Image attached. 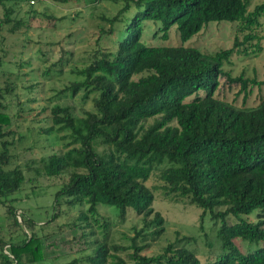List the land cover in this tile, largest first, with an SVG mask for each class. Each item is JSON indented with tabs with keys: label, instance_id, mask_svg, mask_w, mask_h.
<instances>
[{
	"label": "trees",
	"instance_id": "16d2710c",
	"mask_svg": "<svg viewBox=\"0 0 264 264\" xmlns=\"http://www.w3.org/2000/svg\"><path fill=\"white\" fill-rule=\"evenodd\" d=\"M112 1L121 2L115 14L99 16L107 23L104 33L107 38L112 36V49L98 48L96 39L88 61L70 70L76 79L63 88L70 96L80 90L82 99L90 97L92 110L77 116L67 105L49 107L51 124L44 132H60V138L66 141L61 153L40 159L39 170L46 176L67 174L56 196L65 197L69 204L86 206L78 215L81 223L90 218L95 221L97 205L102 204L114 207L119 217L131 209L141 218L140 230L152 227L149 235L157 236L162 230V218L152 209L154 195L146 185L155 169L159 170L164 196L197 206L200 218L208 212L219 221L227 215L236 220L230 225L220 223L216 237L225 253L212 262L201 263L191 251L172 243L154 255L141 254L146 245L132 243L127 260L109 252L102 243L86 256L87 262L264 264V245L241 253L232 242L239 238L264 244V97L253 107H236L214 96L220 75L239 82L244 89L247 79L230 77L222 71V64L235 46L255 36L246 33L241 43L234 37L232 47L213 54L181 44L146 45L140 38L143 20L159 22L155 24L163 40L174 25L180 43L209 21L236 22L237 31L251 30L258 25V17L264 15V4L248 11V0ZM28 2L26 12L34 14V0ZM130 7L135 11L126 16ZM11 12L10 7L6 8L3 21L14 20V29L24 22L10 19ZM6 71L4 77L10 82H0V98L10 93L18 76ZM135 75L138 76L133 78ZM251 83L264 84V80L251 79ZM6 108L7 104L0 102V136L10 132L1 131L9 123ZM8 144L11 143L0 141V204L7 227H16L23 219L16 217L11 203L25 178L20 167L5 169L10 159ZM99 147L104 149L98 151ZM221 207L224 209L214 210ZM254 209L261 210L254 222L240 217ZM33 236L30 233L17 242L0 241V264H18L28 253L30 256L23 261H39L40 255L33 256L40 252L37 237ZM111 248L120 249L116 245Z\"/></svg>",
	"mask_w": 264,
	"mask_h": 264
},
{
	"label": "rangeland",
	"instance_id": "374dc122",
	"mask_svg": "<svg viewBox=\"0 0 264 264\" xmlns=\"http://www.w3.org/2000/svg\"><path fill=\"white\" fill-rule=\"evenodd\" d=\"M28 1L2 0L0 4V62H3L0 64V82L10 80L4 77L6 70L18 75L10 93L0 98V102L7 104L4 112L9 116L8 125L3 126L1 131H10L0 136V141L11 143L7 148L10 159L5 169L20 167L25 178L21 188L13 194L15 201L11 203L16 217L22 218L23 222L21 224L18 220L16 227H7L4 207L0 204V241L17 242L29 237L30 233L37 237L40 252L33 256L38 258L40 255L42 258L34 262L23 261L30 256L28 253L18 264H89L86 256L102 243L109 248V252L126 260L132 243L146 245L140 252L144 255L157 254L172 243L174 247L181 246L191 251L201 263L216 260L225 253L216 237V230L220 223L230 225L236 219L227 215L219 221L218 218H211L208 212L200 218L201 210L197 206L186 200L164 196L157 176L158 169L153 170L146 181L154 195L152 209L162 218V230L154 237L149 235L154 228L140 230L143 225L141 218L131 209L119 217L114 207L99 204L94 216L97 219L94 221L90 218L81 223L78 215L86 206L69 204L65 197L56 196L60 184L67 180V174L46 176L39 170L40 159L51 153H61L62 144L66 141L60 138V132H44L51 124L49 107L53 104L67 105L77 116L92 110L90 97L82 99L80 90L70 96L63 88L76 79L70 70L88 61V55L96 47V39L98 48L112 49L109 42L112 36L107 38V33H104L108 28L107 23L99 16L111 17L120 8L121 2L34 0L35 13L31 14L26 12L29 9ZM261 3L264 4V0H248L247 10ZM8 7L13 11L8 14L9 18L22 19V25L11 29L14 20L3 21ZM134 11V7H130L126 16ZM155 23L159 24L152 20L141 22L140 38L144 44H181L195 47L204 54L232 47L234 37L240 42L244 34H253L254 38L235 46L228 61L222 64V71L230 77L240 75L247 79L244 89L239 82H230L220 75L214 96L236 107H253L264 97V84L251 83V79L255 82L264 80V15L258 17V25L242 32L236 30V22L209 21L183 43L179 42L174 25L169 27L167 38L161 39V31L157 30ZM102 149L104 147H99L98 151ZM258 213L261 210L254 209L240 217L254 222ZM232 242L241 253L264 245L248 243L239 238H233ZM112 245L120 249L114 251Z\"/></svg>",
	"mask_w": 264,
	"mask_h": 264
},
{
	"label": "built area",
	"instance_id": "2783aa9c",
	"mask_svg": "<svg viewBox=\"0 0 264 264\" xmlns=\"http://www.w3.org/2000/svg\"><path fill=\"white\" fill-rule=\"evenodd\" d=\"M32 2H33V1H30V3H32ZM5 247H6V246H5ZM5 247H4V248H5Z\"/></svg>",
	"mask_w": 264,
	"mask_h": 264
}]
</instances>
